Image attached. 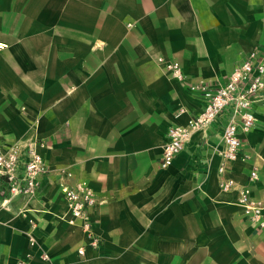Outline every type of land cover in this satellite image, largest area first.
Wrapping results in <instances>:
<instances>
[{
    "label": "crops",
    "instance_id": "obj_1",
    "mask_svg": "<svg viewBox=\"0 0 264 264\" xmlns=\"http://www.w3.org/2000/svg\"><path fill=\"white\" fill-rule=\"evenodd\" d=\"M254 50L264 0H0V145L47 144L36 195L0 196V264L27 257L31 223L54 264H264V227L237 190L218 188L228 110L159 165L167 129L204 105L190 84L224 79ZM255 115L240 134L249 157L226 176L243 185L256 166L251 197L264 200V101ZM79 180L101 200L90 210L97 248L61 217L60 184Z\"/></svg>",
    "mask_w": 264,
    "mask_h": 264
},
{
    "label": "built area",
    "instance_id": "obj_2",
    "mask_svg": "<svg viewBox=\"0 0 264 264\" xmlns=\"http://www.w3.org/2000/svg\"><path fill=\"white\" fill-rule=\"evenodd\" d=\"M157 62L172 79L185 81L186 77L177 61L158 57ZM189 89L203 96L204 105L200 111L190 114L184 124L172 125L167 129L160 167H169L194 132L205 131L225 109L228 110L220 135L222 147L217 150L221 159L217 167L218 188L222 192L237 190L236 204L242 214L259 227H264V200L251 197L250 186L258 180L257 167L252 166L247 182L243 185H238L233 178L226 176L230 163L249 157L244 152L240 134H246L254 127L256 105L264 101V50L250 52L224 79H215L213 82L200 80L190 84ZM179 111L184 112L185 109ZM46 146V142L36 135L24 144L13 142L0 145V178L5 183L0 188V196L4 197L2 204L17 195L27 198L36 195L40 176L47 171L42 155ZM60 191L66 202V212L61 217L86 234L88 246L97 248L100 237L93 230L90 210L101 200L86 180L73 184L61 183ZM34 228L35 224L31 223L26 232L31 251L26 258H18L15 264H54L48 251L39 246ZM77 253L83 255L85 247L80 246Z\"/></svg>",
    "mask_w": 264,
    "mask_h": 264
}]
</instances>
